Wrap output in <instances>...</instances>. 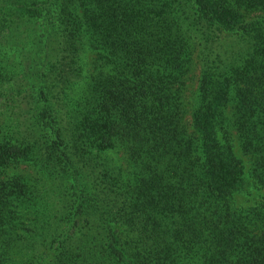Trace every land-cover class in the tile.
Returning a JSON list of instances; mask_svg holds the SVG:
<instances>
[{
	"label": "trees",
	"instance_id": "obj_1",
	"mask_svg": "<svg viewBox=\"0 0 264 264\" xmlns=\"http://www.w3.org/2000/svg\"><path fill=\"white\" fill-rule=\"evenodd\" d=\"M0 264H264V0H0Z\"/></svg>",
	"mask_w": 264,
	"mask_h": 264
}]
</instances>
